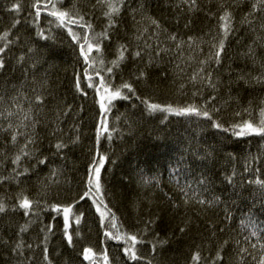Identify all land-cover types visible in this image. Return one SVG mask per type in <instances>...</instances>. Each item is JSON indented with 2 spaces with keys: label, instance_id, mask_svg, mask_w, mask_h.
<instances>
[{
  "label": "trees",
  "instance_id": "16d2710c",
  "mask_svg": "<svg viewBox=\"0 0 264 264\" xmlns=\"http://www.w3.org/2000/svg\"><path fill=\"white\" fill-rule=\"evenodd\" d=\"M16 2L17 0H0V33L11 29L12 35L9 39L15 41V37H20L19 41L10 45L6 53V68L0 73V94L4 95V104L0 106V110L12 105V96L21 97L19 102L26 110L35 95L41 92L44 95L51 94L43 111L37 116L40 122L35 129L37 155L47 156L49 163L36 166L29 175L20 177L19 184L14 181L0 184V199H3L9 208L17 203V197L21 193L40 201V206L36 209L38 217H25L19 210L0 214V264H20L21 261L24 264H28V261H31V264H45L42 253L44 233L40 229L50 222L55 225V234L51 235L48 241V255L53 264H88L80 255L86 247L93 248L98 255L106 248L111 264H146V261H128L122 253L125 246L123 241L105 238V230H111L113 233L116 230L110 228L108 220L101 224L99 214L90 200L77 205L84 217L78 226V236L75 235L77 226L73 224L74 250L69 248L63 239L62 217L46 210V205L71 202L84 190L87 169L95 147L100 109L96 103L98 96L93 88L87 87L83 76L85 65L78 55V48L67 31L57 28L55 24H49L48 21L52 18L42 13L39 20L40 29L44 30L45 35H54L55 40H41L36 35L34 15H29V12L33 11V0H19L22 7L20 13L11 11ZM253 2L254 0H236L233 3V0H227L235 18L236 32L226 42L223 62L214 73V77L218 75L225 86H221L218 93H212L211 89L202 84L190 82V77L199 71L202 66L200 61L208 57L209 44L214 42L212 37L219 31L217 18L209 15H220L222 10L219 9V0H211V3L209 0H197L198 8L194 12L189 11L188 6L182 4L181 0H127L118 21L119 26L111 33V40L104 41L105 63L115 58L118 44H128L130 49L135 47L137 42L134 36L138 28H148L145 39L152 48L146 49L138 60L129 57L121 66L122 72L115 73L113 86L119 85L122 79L127 80L134 84L142 98L173 106L190 103L202 105L210 95L215 94L218 99L213 103L223 107L218 118L225 126L243 119L258 122L259 109L264 106L261 104L264 100V86L245 85L242 81L239 84L233 83L231 94L239 102L234 100L227 105L223 103L228 98L226 85L230 79L236 80L238 72H250L253 76L260 74L259 67H254L243 55L247 46L256 40L257 36L264 38V32L259 28V24L264 23V14L257 13L255 17H250L257 21L253 25L256 28L255 33L246 24L241 25ZM73 4L76 5V10L85 16L86 21H91L95 32L104 29L107 21L103 16L105 7L102 4H97V0H63L61 6L71 10ZM141 5L143 10H140ZM132 10H137L135 20L140 21L139 25L133 20ZM16 18H19L21 23L11 28ZM150 18L158 20L162 29L167 30L161 31L155 40L150 38L151 34L157 31L151 25ZM189 21L191 24L186 28L184 25ZM72 27L74 31L84 34V29L76 25ZM172 33L177 35L178 40L188 41V37H193L195 42L192 47L185 43L177 50L176 43L168 39V35ZM139 43L143 47V41ZM260 44H264V39L258 41L256 46L259 58L264 59V48H261ZM29 47H34L36 51L28 53ZM158 49L168 51H160L157 55ZM149 53L155 63L145 67ZM21 54H25L26 58L23 64H18L17 57ZM33 62H37L36 68L31 67ZM97 67L99 68V65ZM141 69L148 73L147 84L132 80V74ZM77 73H80L81 87L88 93L87 96H81L75 91L74 76ZM101 75L105 76V79L108 78L104 71H101ZM197 92L200 94L193 95ZM23 96L28 99L24 100ZM131 103H135L137 107L131 108L128 101H116V106L108 116L111 127L114 117L127 113L131 118V129L122 117L116 123L120 132L114 134L111 142L102 138L99 145L101 153L109 157L101 173L105 186V203L118 217L117 227L122 225L121 232H136L144 226L146 220L159 216L152 231L158 232L161 238L170 237L169 244L162 250L158 248L159 255L156 257L151 255L148 244L137 246L139 254L153 259V264H192L191 257L196 251L201 253L200 264H209L215 257L219 244L224 240H229V245L224 251L226 264H260L261 259H264V249L260 247V244L264 243V206L261 205L258 187L247 184V181L256 178L264 180V138L252 136L237 139L230 133L208 127L207 121L197 117L168 116L166 122H161L166 114L148 115L140 101L133 99ZM64 104L71 105L72 110L66 116H60L61 131L53 136L57 113L63 109ZM249 107L250 114L244 113L243 110ZM236 111H241L242 116H235ZM11 119L14 123L18 122L17 117ZM0 124L6 126L7 121L0 119ZM28 131L31 132L32 129L29 128ZM77 135L80 138L78 143L70 144L59 156L53 155V145L58 140L63 139L68 143ZM8 140V134L0 131V150L7 147L8 156H12L19 150L20 145L12 147ZM23 142L24 138L21 137L20 144ZM190 145L192 147H189ZM193 148H200L201 155L204 149L215 151L211 159L199 161L190 155ZM186 149L188 151H185ZM229 153L235 158L230 159ZM182 154L189 158L186 163L178 164ZM35 163V160L27 158L22 161L23 166L30 169ZM11 168L10 161H6L4 166L0 167V175H9ZM54 168L59 169L60 174L49 180ZM173 168L179 170L173 172ZM233 170L236 172L235 190L224 179L225 175H230ZM202 172L211 178L212 185L207 192L201 194L209 199L220 195L225 203L208 210L201 208L194 201L187 207L183 206L180 187L192 185L195 188V181ZM142 177L151 178L152 183L145 184ZM165 194L180 203L181 207L174 209L172 200ZM225 206L232 213V219L227 223L224 220ZM249 215L259 226V242L256 237L250 236L252 226L241 227V220L247 221ZM54 216L56 219L53 221ZM188 216L194 223L188 232L181 235L179 228ZM29 219L35 220V223L21 236L25 245L30 244L32 248L25 247L23 255L19 256L12 251V247L17 242L19 226ZM209 224L215 225V229L209 227ZM221 227L225 228L224 232L219 231ZM212 231L216 232L215 237L212 236ZM245 236H249L252 243L257 244L255 249L244 241ZM146 239H152L151 233ZM236 240H240L242 246L247 247L251 253H245L243 261L238 255Z\"/></svg>",
  "mask_w": 264,
  "mask_h": 264
},
{
  "label": "snow or ice",
  "instance_id": "6c2138e0",
  "mask_svg": "<svg viewBox=\"0 0 264 264\" xmlns=\"http://www.w3.org/2000/svg\"><path fill=\"white\" fill-rule=\"evenodd\" d=\"M211 3V0H209ZM236 0H233L235 3ZM63 0H33L31 4V8L33 11L29 12L30 16L34 15V24L37 28L36 35L44 41L55 40L54 35H45L43 29H40L39 20L42 13H46L48 17L52 19L48 21L49 24H55L57 28L65 29L67 34L71 37L72 41L75 42L78 48V55L83 60V64L85 65V70L83 71V76L87 81V87L93 88L94 92L98 96V100L96 103L99 105L100 109V117L97 124L96 131V139H95V147L93 150V156L91 163L87 169V175L84 181V190L78 194L76 198H74L69 203H53L50 205H46V210H50L54 212L56 216L62 217L63 220V228L62 234L63 239L65 240L67 246L71 249H75L74 245V233H73V224H75L76 230L75 235H79V225L84 217V213L77 209V205L81 204L85 200H90L92 205L95 208V211L99 214L101 224L104 223L105 220L109 221V225L111 229H115V233L111 230H105L104 236L107 239L114 241H123L125 245L122 248V253L126 257L128 261L131 262H139L146 261V264H153V259H148L143 255L139 254L138 245L142 246L144 244H148L150 246V252L153 257L158 256L157 249H164L165 246L169 244L170 237L161 238L158 232L152 231L155 228L157 221L159 220V216H156L152 219H148L144 222V226L138 229L136 232H121L122 225L117 227L118 217L109 208L108 204L105 203V186L102 183V169H104L105 164L109 161V157L107 154L101 153L99 149L100 141L102 138L111 142L114 138V134L119 133L120 129L116 126L121 118L123 117L124 122L128 125L129 129H131V118L127 115V113H121L114 117L113 126L110 127L108 116L112 112V109L116 106L115 102L118 100L128 101L130 102L131 108H136L137 105L135 103H131L133 99L140 101V103L144 106V111L148 113V115H155L156 113H164V119L161 122H166L168 116H176V117H197L202 118L207 121L208 127L221 131L223 133H230L232 137L240 139L245 137L257 136L264 138V106L259 109L260 119L258 122L253 123L251 119H243L236 123L229 124L225 126L224 123L218 118V114L223 110L222 106H219L214 101H217L218 97L215 94H212L208 97L202 105H197L195 103L186 104L184 106H173L172 104H160L152 102L149 99L142 98L137 93V89L134 84L130 81L123 80L119 85L113 86V80L115 78V73L122 72V65L131 57L134 60L140 59L144 55V51L146 49H151L152 45L148 43V40L145 39V33L148 32V28H138L137 33L134 36L135 47L130 49L128 44H118L116 48L115 58L110 60L107 64L105 63V59L103 56V44L106 40H111V33L114 29H116L118 25V21L121 17L122 10L125 8L127 0H97V4H102L105 7V11L103 12V16L106 19L107 23L104 29L100 32H95L94 26L91 21H86L85 16L80 14L79 11L76 10V5L73 4L72 9L63 8L61 5ZM182 4L188 6V10L194 12L197 10V0H181ZM179 6V5H177ZM219 9H221L220 15L217 17L216 13H210L209 15L214 16L218 20V29L219 31L212 37V41L209 44L210 51L208 57L202 61L201 67L199 71L190 77V82L202 84L204 87H207L212 90V93H218L221 86H225L224 82L219 78V76L214 77V73L219 69L220 65L223 62V56L225 54V45L228 41L229 37L234 35L236 32L235 28V18L233 16L232 11L228 7L227 0H219ZM143 10V5H141V9ZM11 11L16 13H20L22 11L21 3L17 0L16 3L12 5ZM137 10H132L133 20L135 24L139 25L140 21L135 20V12ZM257 13L264 14V0H254L251 6V10L245 14L243 20L241 21V25H247L248 28L255 33L256 28L253 27L257 23L256 19H250V17H255ZM151 19V25L157 30L151 34V39H157L161 34V31H167L166 29H162L160 22L154 18ZM21 21L19 18H16L12 22L11 28H15L16 25L20 24ZM191 24V21L186 23L184 26L187 28ZM73 25H76L78 28L84 29V34L73 30ZM259 28L261 32H264V23L259 24ZM51 32V29H49ZM12 35L11 29L5 30L3 33H0V73L4 72L6 68V53L8 52L10 45H12L15 41H19L20 37H15V41L13 39H9ZM168 39L176 43V48L179 50L185 43H188L189 47H192V44L195 42L193 37H188V41H184L183 39H179L176 34L172 33L168 35ZM261 39H264L260 36L256 37L251 44L247 46V51L243 53V55L252 62L253 66H258L260 69V74L253 76L250 72H238L236 75V80L227 83L226 87L228 89V98L224 100V104H230L234 100L238 103V99L233 97L231 94L233 83L239 84L241 81L245 85H261L264 86V59L259 58L258 53L256 51L257 42ZM143 41V47H141L140 43ZM261 48H264V44L259 45ZM199 47V45H197ZM28 53H34L36 49L34 47L28 48ZM160 51H168V49H158L157 55H159ZM95 53V55H93ZM26 55L21 54L17 57V63L23 64L25 61ZM155 63L151 54L148 55L147 64L145 67H149ZM99 65V68L97 67ZM37 62H33L31 67L36 68ZM179 67V66H178ZM89 70H92L90 72ZM101 71H104L108 74V78L105 79V76L101 75ZM162 75L166 76L167 73H162ZM231 75V74H230ZM199 77V79H197ZM248 77H251L249 80ZM98 78V79H97ZM132 80L143 82L147 84L148 81V73L144 69H141L138 73L132 74ZM47 81L44 82L46 85ZM42 85V87L44 86ZM183 87V85L181 86ZM74 88L75 91L81 96H87L88 93L84 88L81 87V79L80 73L75 74L74 76ZM35 92L36 89H33ZM200 93H193V95H199ZM51 94L44 95L42 92L35 95L33 101L29 104V107L25 110L23 105L19 102L21 97L12 96L10 97L12 101V105L7 108H3L0 110V119L7 121L6 126L0 124V131H3L8 134L9 140L8 144L12 147L19 146V150L15 152L14 155L8 156L7 147L0 150V167H3L6 161H10L12 168L11 173L7 176L0 175V184L5 183L6 181H14L17 184L20 183V177L27 176L31 171L35 169L36 166L39 165H47L49 163V158L47 156L40 157L37 155L38 149L35 147L37 144V138L35 134V129L37 124H39V120L37 116L40 112L43 111L45 107V102L49 100ZM54 99V97H51ZM24 100H27V96H23ZM4 104V95L0 94V106ZM261 104L264 105V100L261 101ZM211 105V107H209ZM59 107V105H57ZM13 108L15 111H13ZM71 105L64 104L63 109L57 113V120L54 122L56 124L55 130L52 132V135L55 136L57 132H60L61 129L59 127V118L61 115L66 116L69 112H71ZM82 110V108H81ZM244 113L250 114V107L245 108L243 110ZM235 116H242L241 111H236ZM12 117H17L18 122L14 123L12 121ZM29 128L32 129L29 132ZM24 138L23 144H20V138ZM122 138V135H121ZM79 135L72 138L68 143H66L63 139L58 140L53 147L55 148L54 156L61 155L65 149H68L70 144H76L79 142ZM189 147H192L191 145ZM185 151H188L186 149ZM213 150L204 149L203 155H201L200 148H193L190 155L194 160L199 161H207L212 158ZM230 159H234V155L232 153L228 154ZM35 160V165L32 169L23 166L22 161L25 159ZM188 156L181 155L178 164L180 162H187ZM258 159V158H257ZM114 163V161H113ZM179 169L173 168V172H177ZM250 170V169H246ZM60 174L59 169H52L50 173L51 180L53 177H56ZM236 176V172H233L230 175H225L224 179L229 184L232 185L235 190L237 185L234 183V178ZM142 180L145 184L152 183L151 178H143ZM158 183V181H157ZM196 187L193 188L192 185L181 186V198L183 206L187 207L193 201L201 206V208L208 210L212 209L216 206L224 204L225 201L222 196L215 195L211 199L206 198L202 195V192H207L212 185V180L209 176L204 174L203 172L195 181ZM249 185H256L259 191V198L261 201V205L264 206V180L256 178L255 180L247 181ZM243 185H241L242 187ZM191 193V195H190ZM235 194V193H234ZM167 196V194H165ZM169 200H172L171 196H167ZM234 204L235 201H232ZM40 206L39 200H33L29 198L27 195L21 193L17 197V203L13 205L11 208L4 202L3 199H0V214L7 213L8 211H22L25 217H38L39 213L36 209ZM172 207L174 209H179L181 207L180 203H177L175 200H172ZM225 223L231 221L232 213L228 209L227 206L224 208ZM56 216L52 218L54 221ZM35 223V220L29 219L23 225L19 226L18 229V239L17 242L13 245L12 251L19 256L23 255V251L25 247L32 248V245H25L21 234L26 233L32 224ZM194 221L190 216H188L184 222L183 226L179 228V232L181 235L188 232L193 225ZM241 227L247 228L248 226H252V230L250 232L251 237H256L259 242L261 239L260 233L258 232V225H256L255 220L252 216H248L247 221L241 220ZM54 223L50 222L40 229L41 232L44 233L42 244V253L43 260L45 264H53L52 260L48 255V241L51 235H54ZM198 227V225H197ZM209 227L215 229V225L209 224ZM220 232H224L225 228L221 227L219 229ZM151 233L152 239L148 240L146 237ZM212 236H216V232L212 231ZM153 240L155 242H153ZM244 241H247L251 244V247L255 249L257 247L256 243H252L249 236L244 237ZM229 245V240H224L221 244H219L215 257L211 259L209 264H226L224 251ZM236 248L238 249V255L243 261L244 254L249 253L247 247L242 246V242L240 240L235 241ZM40 247V245H37ZM260 247L264 249V243L260 244ZM84 261H87L88 264H111L109 260L107 249L105 248L102 254H97L93 248L86 247L80 253ZM102 257V259H101ZM255 259V257H253ZM201 261V253L196 251L192 257V264H200ZM20 264H24L23 261ZM28 264H31V261H28ZM260 264H264V259H261Z\"/></svg>",
  "mask_w": 264,
  "mask_h": 264
}]
</instances>
